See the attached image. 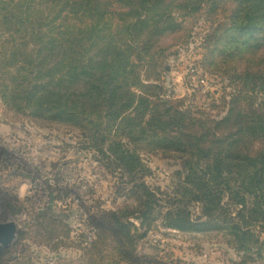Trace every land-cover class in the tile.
Here are the masks:
<instances>
[{"label":"trees","instance_id":"trees-1","mask_svg":"<svg viewBox=\"0 0 264 264\" xmlns=\"http://www.w3.org/2000/svg\"><path fill=\"white\" fill-rule=\"evenodd\" d=\"M197 41L201 70L226 83L217 116L218 96L168 86L169 58ZM0 103L75 132L134 200L107 213L109 226L87 220L79 264L98 263L107 230L132 264L126 219L146 231L159 215L191 248L203 237L232 253L227 264H264V0H0ZM147 157L172 167L160 196Z\"/></svg>","mask_w":264,"mask_h":264},{"label":"rangeland","instance_id":"rangeland-1","mask_svg":"<svg viewBox=\"0 0 264 264\" xmlns=\"http://www.w3.org/2000/svg\"><path fill=\"white\" fill-rule=\"evenodd\" d=\"M204 26L206 30L208 25ZM198 45L197 41L185 46L177 58H169L168 86L176 96L191 93L201 102L218 96L219 103L210 109L217 116L223 111L221 97L226 83L201 70ZM93 155L75 132L37 127L0 103V222L13 221L18 228L14 245L1 251L6 250L1 264H79L84 258L83 246L90 243L93 232L86 227L87 220L109 226L107 213L134 201L127 196L128 189L119 187L117 177L96 163ZM145 161L152 172L146 182L160 196L170 189L172 167L155 157ZM42 216L54 219L46 227L58 230L44 229ZM162 219L157 216L146 231L138 229L133 218L126 219L132 224L136 244L133 251L128 247L125 259H131L132 264H145L147 259L158 264H227L228 258H233L223 244L213 247L203 237L198 241L201 251L194 245L191 248L187 236L164 229ZM67 228L69 235L65 236ZM115 233L107 230L102 237L104 248L97 264H128L117 259Z\"/></svg>","mask_w":264,"mask_h":264},{"label":"water","instance_id":"water-1","mask_svg":"<svg viewBox=\"0 0 264 264\" xmlns=\"http://www.w3.org/2000/svg\"><path fill=\"white\" fill-rule=\"evenodd\" d=\"M17 225L13 221L0 222V253L11 248L17 240Z\"/></svg>","mask_w":264,"mask_h":264},{"label":"built area","instance_id":"built-area-1","mask_svg":"<svg viewBox=\"0 0 264 264\" xmlns=\"http://www.w3.org/2000/svg\"><path fill=\"white\" fill-rule=\"evenodd\" d=\"M93 232L91 233V235H90V239H89V242L92 240V238H93Z\"/></svg>","mask_w":264,"mask_h":264}]
</instances>
